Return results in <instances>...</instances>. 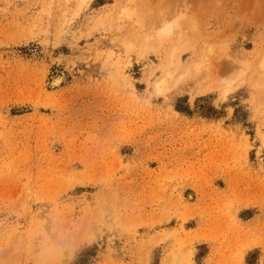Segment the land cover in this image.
I'll list each match as a JSON object with an SVG mask.
<instances>
[{"label":"rangeland","instance_id":"obj_1","mask_svg":"<svg viewBox=\"0 0 264 264\" xmlns=\"http://www.w3.org/2000/svg\"><path fill=\"white\" fill-rule=\"evenodd\" d=\"M263 59L264 0H0V264H264Z\"/></svg>","mask_w":264,"mask_h":264},{"label":"bare ground","instance_id":"obj_2","mask_svg":"<svg viewBox=\"0 0 264 264\" xmlns=\"http://www.w3.org/2000/svg\"><path fill=\"white\" fill-rule=\"evenodd\" d=\"M87 0H79V4L80 6L82 4H84ZM182 27H186L183 28ZM196 21L194 18L186 15V11L181 13L180 15H178L176 18H174V20L172 22H170L169 24L165 23L163 24V26L157 31L158 32V37H165L168 38L170 36H172L174 34V31L178 30L180 35H186V33L188 32L187 29L191 30V31H195L196 30ZM176 49H173V52L171 53V56H174V58H178L177 56V52ZM179 63V62H178ZM180 64V63H179ZM261 67L264 69V59L261 62ZM181 72V71H180ZM198 71L195 68L194 70H184L182 71V74L179 76V80H187L188 78H193L195 76H197ZM63 75L55 78L52 82V85H58L61 80ZM172 256L168 259V264H178V259L175 255V253H171Z\"/></svg>","mask_w":264,"mask_h":264}]
</instances>
